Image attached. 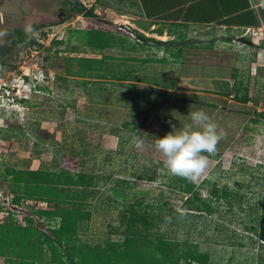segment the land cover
<instances>
[{
    "label": "rangeland",
    "instance_id": "obj_1",
    "mask_svg": "<svg viewBox=\"0 0 264 264\" xmlns=\"http://www.w3.org/2000/svg\"><path fill=\"white\" fill-rule=\"evenodd\" d=\"M186 1L161 0L155 12L164 16ZM139 7V0H0V51L8 45V31L30 33L32 25H40L31 35L42 45L20 46L17 58L13 51L0 53V84L30 83L20 89L30 97L27 102L0 110V225L31 229L43 253L33 262L56 264L45 236L58 244L52 229L62 218L52 214L59 208L91 214L78 221L81 244L122 240L127 226L122 219L134 208L153 219L152 233L188 239L211 254V264H258L264 241L253 230L264 209V36L181 37L178 28L162 26L158 17L147 19ZM158 27L163 35L154 32ZM137 33L174 40L176 46L146 42ZM102 34L111 37L113 47H95ZM80 57L103 63L79 76ZM237 87L240 96L248 88V103L234 96ZM173 93L184 100L169 99ZM200 109L225 132L215 154L204 153L207 169L190 180L204 185L198 190L202 199L212 198L216 184L221 195L225 188L231 191L214 200L213 214L186 208L187 195L174 184L180 176L167 171L155 147L156 139L191 124L189 113ZM27 168L84 173L93 185L86 198L79 188L58 205L23 199L17 206L10 173ZM42 210L51 215L41 216ZM6 242L0 264L19 263L6 236L0 248Z\"/></svg>",
    "mask_w": 264,
    "mask_h": 264
},
{
    "label": "trees",
    "instance_id": "obj_2",
    "mask_svg": "<svg viewBox=\"0 0 264 264\" xmlns=\"http://www.w3.org/2000/svg\"><path fill=\"white\" fill-rule=\"evenodd\" d=\"M89 14L91 15V13ZM39 28L40 25H32L29 29L30 33L27 29L23 28L8 31V45L3 47L0 53L4 55L13 51L14 58H17L19 48L22 45L41 47L42 45L31 35ZM154 32L163 35L164 28L158 27ZM137 34L139 39L146 42L153 41L157 45L171 48L176 46L174 40L160 41L145 37L139 33ZM94 42L97 49L103 50L114 46L111 37L106 34L97 37ZM142 42H140V45ZM181 52L182 48L179 49L177 54L181 55ZM172 54L174 56L177 55L176 53ZM76 61L81 70V73L77 71L79 76H81L80 74H89L92 71H97L98 69H95V65L103 63L102 59L86 57H80ZM122 75L124 74L122 73ZM101 76L105 78L106 75L103 74ZM125 77L128 78V76ZM171 86L173 85H170L169 88H172ZM240 91L241 87H237L234 96L239 101L248 103L250 101L248 88H245L243 96H240ZM173 98L184 100L180 97L177 98L175 93L169 96V99ZM146 128L147 125L144 123L143 129ZM139 134L142 135V132ZM10 175L13 182L16 183V187L12 191L16 194L13 203L17 206L23 199L54 202L55 205H58L62 200L65 202L72 189L79 188H83L84 193H82V196L86 198L88 196L86 193L87 189L93 185V178L84 173H79L75 176L69 172L64 175L41 168L35 170L27 168L20 170L12 169ZM190 182V180L183 177L174 180L175 186L187 195L185 201L186 208L200 214L215 213L214 200L219 201L221 198H226L231 194V191L225 188L221 195V189L216 184L212 190V198L202 199L198 196V190L204 185L197 186ZM76 193L80 194L79 192ZM59 209L61 211H56L52 214L53 216L62 218L61 225L58 228L52 229V232L59 240L58 244L55 245L54 239L45 236L49 248L54 255L52 262L56 264L63 262H69L70 264H211L212 262L209 252L202 251L199 245L189 242L188 239L180 242L177 239L165 237V235L160 233H152L151 228L154 227L153 219H149L146 213H141L134 208L130 211V215L125 214L122 219V223H127L125 231L121 233L123 235L122 240L112 241L111 239H107L104 243L97 244L78 243V221L90 219L91 214L88 212L81 213L73 209ZM40 215L49 216L51 214L46 210H42L40 211ZM259 220L261 225L251 230L264 241V209ZM18 229H20V232H17L13 223L0 225V238L2 239L6 236L10 240L9 244L13 246L10 253L14 257H18L16 261H19V263L17 264H35L33 262L35 261L34 259H41L39 256L43 254L41 249L42 243L39 241L40 237H35L34 234L36 233H32L28 227H19ZM8 246L6 242V245L0 248V256H6L5 251L7 249L5 247L8 248ZM62 247L65 249L62 250ZM262 247L264 248V242L262 243ZM37 254L38 257H36ZM258 264H264V253L259 257Z\"/></svg>",
    "mask_w": 264,
    "mask_h": 264
},
{
    "label": "crops",
    "instance_id": "obj_3",
    "mask_svg": "<svg viewBox=\"0 0 264 264\" xmlns=\"http://www.w3.org/2000/svg\"><path fill=\"white\" fill-rule=\"evenodd\" d=\"M139 1L147 19L161 18L162 26H175L178 28L175 33L181 37L195 33L204 40L235 37L241 40L249 33L264 36V0H187L185 5L172 8L164 16L155 12V5L161 0ZM151 24L141 23L144 28Z\"/></svg>",
    "mask_w": 264,
    "mask_h": 264
},
{
    "label": "clouds",
    "instance_id": "obj_4",
    "mask_svg": "<svg viewBox=\"0 0 264 264\" xmlns=\"http://www.w3.org/2000/svg\"><path fill=\"white\" fill-rule=\"evenodd\" d=\"M25 79L28 80L26 77ZM35 80H39V78ZM22 84L28 87L30 83ZM22 84L8 85L7 83V86L0 88V92L5 91L4 94H1L6 95V90H11L13 94L21 89ZM29 99L30 97L27 96H23L19 100L17 98L15 106L27 102ZM189 116L191 124L186 125L182 130L172 131L163 138L156 139L155 147L163 155L164 166L170 174L195 180L204 173L209 165V156L204 153L215 154L217 145L224 138L225 132L219 129L204 109L193 111L189 113Z\"/></svg>",
    "mask_w": 264,
    "mask_h": 264
},
{
    "label": "built area",
    "instance_id": "obj_5",
    "mask_svg": "<svg viewBox=\"0 0 264 264\" xmlns=\"http://www.w3.org/2000/svg\"><path fill=\"white\" fill-rule=\"evenodd\" d=\"M83 2V1H82ZM85 4V2H83ZM43 76V73H42ZM45 78V76H44ZM25 80V78H24ZM7 86L6 83L0 84V88ZM23 96L20 94V89H18L15 93L12 94L11 90H6V95L0 93V109L6 107V105L11 104L15 106L17 102V98H22Z\"/></svg>",
    "mask_w": 264,
    "mask_h": 264
},
{
    "label": "bare ground",
    "instance_id": "obj_6",
    "mask_svg": "<svg viewBox=\"0 0 264 264\" xmlns=\"http://www.w3.org/2000/svg\"><path fill=\"white\" fill-rule=\"evenodd\" d=\"M1 126V125H0Z\"/></svg>",
    "mask_w": 264,
    "mask_h": 264
},
{
    "label": "water",
    "instance_id": "obj_7",
    "mask_svg": "<svg viewBox=\"0 0 264 264\" xmlns=\"http://www.w3.org/2000/svg\"><path fill=\"white\" fill-rule=\"evenodd\" d=\"M170 38V37H169Z\"/></svg>",
    "mask_w": 264,
    "mask_h": 264
}]
</instances>
